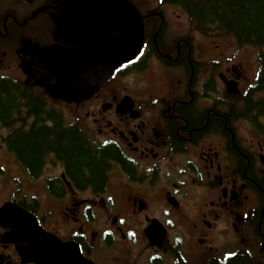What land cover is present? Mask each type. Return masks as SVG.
Returning <instances> with one entry per match:
<instances>
[{
    "label": "flooded vegetation",
    "instance_id": "flooded-vegetation-1",
    "mask_svg": "<svg viewBox=\"0 0 264 264\" xmlns=\"http://www.w3.org/2000/svg\"><path fill=\"white\" fill-rule=\"evenodd\" d=\"M142 3L148 13L142 11L147 29L150 23L156 27L136 66L146 70L150 58L157 57L158 71L181 76L171 75L165 83L153 79L149 83L153 90L143 78L135 88L138 95L149 89L160 103L150 104L146 97L135 102L131 95L134 102L124 103L126 95H110L104 86L83 103L58 101L64 108L82 109L83 114L70 123L44 101L41 107L50 119L26 116L34 121L31 127L39 121L50 128H55L58 117L62 125L78 132L86 147L109 151L100 184L72 174L56 154L48 155L49 169L45 159L38 172L30 171L11 145L14 134L24 132L26 125L22 111L28 108L20 94L17 108L5 121L0 119L7 131L0 135V187L9 179L10 161L17 167L12 174L31 179L19 185L15 179L20 178L13 179L11 187L19 198L12 192L7 201L35 219L21 225L33 238H23V249L46 246L34 239L40 228L53 236L52 242L57 238L71 244L80 264H264V115L251 118L247 112L239 121L233 114L238 105L229 103L226 95L234 82L227 57L203 56L209 59L204 61L195 54L193 41L186 39L190 37L175 38L173 49L165 53L169 17L162 13L165 10L152 14L148 0ZM65 7L61 0H0L1 99L7 101L26 80L35 89L37 81L22 71L19 48L29 40L38 49L63 44L55 31ZM149 45L156 56H149ZM27 57L39 74L37 60ZM130 69L137 76L136 69ZM247 106L240 104L241 111ZM184 107H190L187 117ZM86 178L90 180L89 175ZM1 241L0 264H39L31 253Z\"/></svg>",
    "mask_w": 264,
    "mask_h": 264
},
{
    "label": "trees",
    "instance_id": "trees-1",
    "mask_svg": "<svg viewBox=\"0 0 264 264\" xmlns=\"http://www.w3.org/2000/svg\"><path fill=\"white\" fill-rule=\"evenodd\" d=\"M164 1L183 6L193 26L202 34L217 32L230 35L239 45H252L259 48L261 51L258 80L254 91H264V0ZM160 37L161 33L157 41ZM152 46L154 47L153 44ZM153 50L156 51L155 48ZM183 54L185 55V52ZM7 89L4 91L6 94ZM1 98L0 96V119L5 121L10 115L11 107L17 106V103L16 100L15 104L11 103L10 97L7 101ZM246 104L248 106L244 111L234 109V116L241 114L245 117L247 112L251 113V118L264 115V100L258 102L250 94ZM24 105L28 108L29 116L35 115L38 119L51 118L41 107L42 101L38 98L28 100L24 97ZM184 108L187 117L190 107ZM13 137L15 139L11 143L12 147L32 173L38 172L48 154L53 153L58 155L72 174L74 173L78 178L85 179L86 182H96V184H100L103 180L109 151H92L86 147L87 143L79 138L75 130L64 128L58 117L55 128L48 127L45 122L36 121L28 133L18 131ZM87 175L90 176V180H87Z\"/></svg>",
    "mask_w": 264,
    "mask_h": 264
},
{
    "label": "rangeland",
    "instance_id": "rangeland-1",
    "mask_svg": "<svg viewBox=\"0 0 264 264\" xmlns=\"http://www.w3.org/2000/svg\"><path fill=\"white\" fill-rule=\"evenodd\" d=\"M157 1L158 0H150V7L152 9L156 8ZM163 8L168 13L169 20L170 19L173 20V21H170L169 33L167 34V37L165 39V41H167V43H166L167 47L165 48L166 49L165 53H168V52L171 51V49H173V47H172L173 45L168 43V42H171V40H173V38L176 35L183 33L187 29V27L189 26V20H188L189 16L185 12V10H183V6L181 8V7H178L176 5H174V6L169 5L167 8L166 7H162V9ZM157 23L158 22H156V25H157ZM150 27H151V30H152L156 26L150 24ZM190 33L193 36V38H192L193 42H195L197 44H200V45H204V41H205L206 37L198 36V35H196V34H194L192 32H190ZM186 37H190V34L186 33ZM186 39H191V37L190 38H186ZM212 41L214 43V45H213L214 49H212V53L209 54V55L217 56L218 54H220V49H221L222 52L225 51L226 55H228V54L231 55L232 54L233 63L235 64L236 69H243L245 66L248 68V69H245L246 81L248 82L249 85H253L254 83H253V80H251V78H252L253 74L256 72L255 68L258 67L259 50L257 48H255V47L249 46V45H245L244 47L239 46L234 41V39H232L229 36H222V37H219V38H214V39H212ZM216 45H218L219 48L216 47ZM163 46H164V44H163ZM165 53H164L163 50H161V52H159V55L162 58H164L165 56H162V55H164ZM149 56H153V54L150 53ZM157 62H158L157 57L156 58L155 57L154 58H150V61L147 64V70H146L147 74L145 72V73H143L141 75H138L140 77L139 81H135L134 82L132 80L133 76L131 75V71L122 72L121 75L120 74L118 75L119 77H116L114 80H111L108 83H106V89H107L108 93L110 95H114V94H116V95L122 94V96L131 95V96L134 97L135 102L144 101L143 98L146 97L147 98L146 99L147 102L150 103V104L154 103L155 100L157 101L156 103H160L161 98L156 96V95H153L152 91H150L149 89H146L143 92L142 95L134 94L135 88H137L138 85L141 83V81H143V78H146L145 84H147L151 90H153V88H154L152 85L150 86V84L152 83L153 79H156V80H162L163 79L164 83L167 81L169 75L165 76L164 74H162V72L158 71V69L160 67L157 66ZM256 73H255V76H256ZM128 76L131 77L130 80H129ZM255 76H254V78H255ZM33 82L36 83L35 79H33ZM248 84H246V85H248ZM35 85H36L35 92H37L38 94H42L43 93V95H46V92L43 89V86H39L37 83ZM242 91H244V90H242ZM19 94L22 97L28 98V100L34 99L31 96V91L29 90L27 85H24V86L19 85V89L15 90L14 92H12V96H10V98H11L10 102L15 104V100H17L19 98L18 97ZM256 94H259V93H256ZM263 95H264V92H261L258 95V98H263ZM161 96H165V95L162 94ZM251 97L256 98V96L254 94H252ZM237 98H239V97H237ZM236 99H232V102H234ZM48 104H50L54 108L59 109L60 111H62L63 120H66L67 122H69L71 120H75L76 118L81 116V113L83 114L82 109L81 110H77L74 107H70V108L66 107V108H64V107L60 106L57 101H53L51 99L48 100ZM15 108H17V106L11 107V110H15ZM22 113L25 116V120L24 121H25V124L27 125V126L26 125L24 126V132L28 133L30 131L28 129L31 127V125L33 124L34 121H33L32 118L27 120V117H26L27 116V111H22ZM67 114H70L71 117H69ZM236 114H238V113H236ZM63 125H64V128H68V125L66 123H64ZM6 133H7V131L0 126V135H2V134L4 135ZM239 133L241 135L243 134L240 126H239ZM48 155H50V153ZM47 158H48V156H47ZM46 164H47L46 167L48 166L47 169H49L50 160L47 159ZM6 168H7L8 173L10 175L8 176L9 179H7L3 183V187H0V204H3L5 202H7L8 200H10L8 197L11 196L12 192H14L13 193L14 197L19 198L18 193H15V190H13L14 187H11L14 184L13 179L20 178V179H15V184L16 185H19V183L22 182V180L26 184L31 182V179H28L27 177H24L23 175H21V174H19L17 172L12 174V171H15L17 169L16 165H14L13 162H11V161L8 162L6 164ZM8 187H10V188L6 189ZM18 188H19V186H18ZM27 192L32 193V190L28 189Z\"/></svg>",
    "mask_w": 264,
    "mask_h": 264
},
{
    "label": "water",
    "instance_id": "water-1",
    "mask_svg": "<svg viewBox=\"0 0 264 264\" xmlns=\"http://www.w3.org/2000/svg\"><path fill=\"white\" fill-rule=\"evenodd\" d=\"M99 5L103 7H108L106 3H108L110 0H97ZM108 9V8H107ZM122 10L126 11L125 7H122ZM134 14L137 16V12L133 9ZM112 17H114L116 14V18L122 19L120 15H118L117 12L110 13ZM135 15H129L127 16V22H126V39L125 38H119L120 44L125 48L126 52H129L132 49L140 48L142 42H143V22L136 17ZM132 36L134 39H132ZM125 39V40H124ZM118 61H111L108 63H105L106 65H109L110 63ZM62 67H59L57 65L56 67L52 65L54 70H56L57 75L54 77L57 80V85L52 89L53 94L55 95H63V96H72V99L74 100L77 96H81V98H84L89 94L91 91L93 84V79L88 78L87 75L95 73L97 78L102 79L103 74V68L102 64L97 63L93 64L90 61H82L81 59L78 60L77 58L73 59L72 61H67L64 65V76L62 77V80H59L58 78L62 76V72L58 73L59 70L63 69ZM92 87V88H91ZM80 98V99H81ZM68 99V98H66ZM7 215V213H6ZM1 218V217H0ZM5 222V220H3Z\"/></svg>",
    "mask_w": 264,
    "mask_h": 264
},
{
    "label": "bare ground",
    "instance_id": "bare-ground-1",
    "mask_svg": "<svg viewBox=\"0 0 264 264\" xmlns=\"http://www.w3.org/2000/svg\"><path fill=\"white\" fill-rule=\"evenodd\" d=\"M176 5V4H175ZM163 14H165L167 17H169V15H168V13L166 12V11H164V12H162ZM254 76H255V73L253 74V76H252V78H251V80H253V83H256V81L258 80V71H257V73H256V76H255V78H254ZM13 229V228H12ZM14 230V229H13ZM148 237H149V239L152 241V243H155L156 242V239H155V237L153 236H151L150 234L148 235ZM33 247V251H34V255H36L37 257H42L43 255H44V249H42V248H37V247H34V246H32Z\"/></svg>",
    "mask_w": 264,
    "mask_h": 264
}]
</instances>
